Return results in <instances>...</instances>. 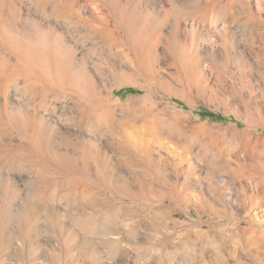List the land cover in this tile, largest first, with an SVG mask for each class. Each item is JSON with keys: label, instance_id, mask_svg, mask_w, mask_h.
<instances>
[{"label": "rangeland", "instance_id": "rangeland-1", "mask_svg": "<svg viewBox=\"0 0 264 264\" xmlns=\"http://www.w3.org/2000/svg\"><path fill=\"white\" fill-rule=\"evenodd\" d=\"M111 1L0 0V95L17 122L0 129V199L41 209L35 264H264V0L186 19L180 39L199 44L164 40L143 71L97 17ZM140 1L162 17L190 0ZM213 57L230 60L221 77ZM18 244L4 264H22Z\"/></svg>", "mask_w": 264, "mask_h": 264}, {"label": "bare ground", "instance_id": "bare-ground-1", "mask_svg": "<svg viewBox=\"0 0 264 264\" xmlns=\"http://www.w3.org/2000/svg\"><path fill=\"white\" fill-rule=\"evenodd\" d=\"M126 1L127 2L122 5L119 4L117 0L116 2L115 0L114 1L112 0L110 3L105 5L106 7V9H104L105 12H102L103 10H99L100 14L97 17L104 22V32L105 34L108 35L112 43L115 46L119 47V50L121 52L127 51L128 53L126 54L127 55L126 57L129 59L131 63L135 64L140 71H143L144 66L148 64V59L147 56L145 55L148 51L147 49L152 50L153 48V51L156 50V48L160 44L162 45L164 40L167 41V44L169 45L168 47L169 51H175L176 49V51L177 50L181 51V53L184 54L189 52L190 44H195L198 43V41H200L199 39L197 41V34L193 33V31L192 33L194 35V38H192V40L191 37L189 36L192 34L190 31L189 34L188 32H186L185 40L180 39L181 27L186 19L193 18L194 20L200 19L203 22L205 21L207 22L210 16L215 18V16L217 15L220 16V18L222 17L221 18L222 20L227 21L231 18H234V12L236 10V6L234 4L235 2L233 3L228 1L226 3L225 1L224 4L223 1L221 0H214L212 2L210 1V3H208L209 1L204 3L203 0H190L189 3L186 5L185 4L182 5L181 3V6L178 5L180 7L174 6L175 8L171 10L169 9V11H167L165 15H163L162 17H156L157 16V15L155 16L156 13L153 14L149 10L142 8L140 0H126ZM110 18H114L116 22L113 28L109 24V22L111 21ZM172 20L174 21V23L172 24L171 31H169L170 33H168L169 34L168 36H165L164 32L166 28H169V25H171ZM228 33L229 32H227V34L222 38L224 46L227 42H232L234 38L233 36H230L231 33L229 35ZM174 60L175 63L177 61H180L179 58L177 57H174ZM198 62L199 60H197V63ZM229 62L230 60L229 58H227L225 64L219 65L216 63L215 58L213 57L211 59L210 64H208L209 65L208 67H210V69L213 72L215 71V74L221 77L222 76L221 70H223V68H225ZM200 73L202 76L203 72L200 71ZM148 74L149 73H146L145 75L147 76ZM242 76H244V74H242ZM6 97L7 95L5 93L2 96L0 95V129L1 127L2 128L4 126L6 127L8 123L12 124L16 122L10 119ZM127 151L125 153H128ZM10 162H12V160ZM261 186H262L261 191L263 192L264 184H262ZM129 187L130 185L128 184V182H125L124 184H122V186H120L119 189H121V191L124 192L125 196H127L130 199H134L140 196L139 194L133 193ZM5 188H6L5 184H3L0 180V191L3 192ZM3 195L5 196V198L3 200L0 199L1 202L3 201V206L0 207V264H4L3 261L4 254L13 245L14 240L17 237L19 240V244L18 247H16L15 249L17 256L22 261V264H35L38 254L40 252L39 250L40 236L38 235V233H36V229L40 227L41 209L38 206L32 204L31 202L24 203L23 206L24 208L18 214L13 215L11 214L10 211H11V205L16 200V195L14 194L11 195L8 189L7 191L4 192ZM179 196L182 197V194H180ZM15 221L17 223L16 225L18 226L17 231L12 230V225L13 222ZM46 221L48 223L47 228L50 229L49 231H52L57 227L61 226L60 222L57 220V214L54 209H51ZM83 227L90 229L94 232L99 230L97 227H94L92 224L91 225L84 224Z\"/></svg>", "mask_w": 264, "mask_h": 264}]
</instances>
